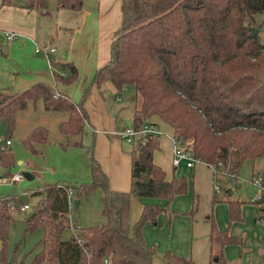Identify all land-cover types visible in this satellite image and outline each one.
<instances>
[{
  "label": "trees",
  "instance_id": "1",
  "mask_svg": "<svg viewBox=\"0 0 264 264\" xmlns=\"http://www.w3.org/2000/svg\"><path fill=\"white\" fill-rule=\"evenodd\" d=\"M82 1L56 0V6L79 12ZM18 3L1 0V5ZM21 5L43 10L47 1L23 0ZM259 13H264V0H122V22L111 43V57L94 71L81 99L75 102L43 81L15 93H0V120L6 123V135L12 134L17 112L28 101L41 100L45 109L66 113L58 124L61 134L81 136L87 121L83 102L90 86L111 81L118 90L133 87L134 95L141 97L134 110L133 126L139 128L158 115L174 128L175 136L196 161L212 168L223 167L236 179L247 159L264 155V42L259 33L250 35L252 27L264 23V19L257 20ZM63 66L69 74H54V79L71 83L77 68L71 61ZM47 140V128L41 125L20 138L32 153L40 152L36 143ZM62 145L84 146L81 139ZM159 147V138L154 134L133 141L131 186L127 191L111 187L108 175L94 157L92 143L87 146V182L72 187L44 182L30 191L29 196H37L38 203L26 213L24 232L42 229L37 243L40 249L33 253L30 264H103L105 257L110 264H154L157 249L146 241L143 227L146 222L156 225L158 216L167 213L175 196L186 193L190 186L186 176L166 177L164 168L153 158ZM14 164L10 149L0 148L4 176ZM96 188L102 190L100 213L105 221L81 227L80 232L63 238L62 232L69 227L68 191L73 189L80 198ZM132 196L166 202L146 203L132 224ZM21 201L17 194L0 198V264L5 262V238L12 211L20 208ZM262 201H257V219L264 222ZM227 202L230 224L241 220L243 202ZM209 222L210 264H231L226 247L242 243V237L231 234L230 226L219 228L212 216ZM164 256L167 264H196L193 258L170 249Z\"/></svg>",
  "mask_w": 264,
  "mask_h": 264
},
{
  "label": "rangeland",
  "instance_id": "2",
  "mask_svg": "<svg viewBox=\"0 0 264 264\" xmlns=\"http://www.w3.org/2000/svg\"><path fill=\"white\" fill-rule=\"evenodd\" d=\"M62 14L51 13L49 15V19L47 20H51L52 29L54 27L55 30L62 31L56 25L58 21L55 23L58 16ZM2 17L4 18L5 15ZM263 19L264 13L257 14L258 21H262ZM68 22L73 23V20H68ZM41 25L43 26L44 23L42 22ZM48 30H50V27H48ZM42 31L44 34V29ZM259 35L264 42V23L259 27ZM48 39L49 37H46V40ZM52 39V41L57 42L55 38L52 37ZM10 42L5 43L7 45H3L0 50V81L6 78V72L11 67H19L25 70L31 67V64L29 62L27 64L25 60H27V56L33 54V45L30 43H26L25 46L21 44L16 45L15 41L9 48L8 44ZM38 44L44 47L43 44ZM34 54L44 55L42 51L35 52ZM50 55L51 53L47 56L48 59ZM116 92L123 98L120 103L126 106L125 114L129 112L132 106L139 105L141 101V97L138 94L133 99L134 103L130 99L131 94L134 95L133 87L124 88L121 91L117 90ZM36 103L39 102L36 101ZM32 104V101H28L25 109L30 114L33 113ZM26 111H23V113H26ZM25 116L26 114L22 115L20 119H15V126L10 137L6 135V123L4 119L0 120V139L9 138L11 140L12 144L10 146L16 160L28 154L16 131L19 130L22 133V130L26 127L27 119H25ZM34 117L35 119H33ZM34 117L29 119L30 122L44 125L48 130L49 141L61 139L64 144L68 141L80 139V135L66 136L59 133L56 123L50 115L38 116L35 113ZM123 139L127 140L126 137ZM128 142L132 148L133 142ZM48 146L49 149L44 152L45 156L41 153L34 155L30 164L16 163L15 160V164L10 168L8 175H3L6 168L0 165V196L17 194L20 197V201L22 199V203L26 202L30 207L35 206L38 203L37 196H29V193L41 187L45 181H49L50 170H57V175H61L62 178L57 181L58 183L68 184L71 187L82 181L89 180L87 175L86 177L83 176L86 179L82 176L81 178L78 176L80 180L72 178L74 175H78L76 174L77 170H85V172L89 170L90 158L86 155L87 151H82V149L78 148L64 151L60 147ZM179 167L180 171H184L188 175L190 186L183 196L176 197L168 207V212L170 211L169 214L172 216V223L170 225L172 233L169 234L167 231L168 221L165 218V213H161L158 216V224L156 226H152L150 222H146L144 225V228L146 227L147 239L153 245H156V254L163 258L165 247L173 250L184 249V246L188 245L191 238L193 240H191L190 247L194 253L193 258L196 264H209V217L212 216L219 228L223 229L230 226L231 234L242 237V243L230 244L226 248V256L231 264H264V222L255 218L259 212V203L257 201L259 199L263 200L262 204L264 205V193L262 192V196L255 201L251 199L256 195H260V188L253 183L254 179L260 178L264 184V155L255 160L247 159L242 165L236 179L232 178L223 167L212 168L201 161H196L195 167L191 169L185 165ZM32 170L36 172L33 179H27L23 176L21 181L14 182L8 178L13 173L32 172ZM254 172L255 174H253ZM98 192L100 193L102 190L96 188L91 190L87 196H80L82 199V213L78 212L79 207H76L74 204L70 208L69 218L71 222L74 221L75 223V233L80 232L81 227L89 224H99L104 221L105 216L100 213L103 203L100 200ZM72 199L79 198L73 193ZM224 199H238L243 202L241 220L230 224L229 207L228 203L223 201ZM192 207L195 209L191 215L190 211ZM26 213V209L21 210L20 208H15L12 211L13 219L9 223L5 238V262L2 264H30L33 253L40 249V245L37 243L42 236V229L38 227L24 232L23 220L26 217ZM70 233L71 229L68 227L62 232V237L68 236Z\"/></svg>",
  "mask_w": 264,
  "mask_h": 264
},
{
  "label": "crops",
  "instance_id": "3",
  "mask_svg": "<svg viewBox=\"0 0 264 264\" xmlns=\"http://www.w3.org/2000/svg\"><path fill=\"white\" fill-rule=\"evenodd\" d=\"M22 1L23 0H19L18 4H4L0 6V31L10 30L16 33L14 40L8 44L9 48L11 47V44L15 43V41L16 45L21 44L22 46H25L26 43H30L33 45V48L36 43H41L44 46L41 47L44 55H36L34 54L36 52L34 50L33 54L27 56V60H25L27 64L28 62L31 64V67L26 70L19 67H11L6 72V78H3V81H0V93L6 94L18 92L38 81H43L51 86H55L56 92H64L73 101L78 102L82 97L85 87L90 83L94 71L98 67L104 65L111 57V43L115 36V32L122 22V0H83L82 8L79 12L65 8H58L56 6V0H46L47 6L43 10L24 7L21 5ZM51 13H63L58 16L55 21V23L58 21L56 25L57 27H60L62 31L55 30L54 27L52 29L51 20H47ZM3 15H5L4 18L2 17ZM68 20H73V23H69ZM42 22L44 23L43 26L41 25ZM48 27H50V30H48ZM42 29L45 31L44 34L43 31L41 32ZM46 37H49V39L46 40ZM52 37L55 38L57 42L52 41ZM0 40H2L1 35ZM5 43L7 42H1L0 50L3 45H7ZM49 47L54 48V51L49 56V60L51 59L53 61H51V65H49L48 58L45 56V52ZM69 61L73 62L77 68L76 78L68 84L55 81L54 74L60 76H67L69 74V71L63 66L65 62ZM126 88L128 89V87ZM117 90L118 89L111 81H106L100 86H97L94 83L90 86L83 102V106L87 112V121L84 122L82 134L80 136L84 145L83 147L68 146L65 148L62 145L63 143L61 139H58L57 141H49L48 137L47 142L35 144V146L40 149V152L32 153L25 148L28 154L21 159H15L16 163L30 164L34 155H39L41 153L45 156L44 152L49 149L48 145L60 147L61 149H64V151L74 148L82 149V151H87L86 155L89 156L87 146L92 143L94 157L100 167H102L108 175L111 187L120 191L129 190L131 186V144H129V140L127 141L123 139L125 136L121 131L123 128L132 125L136 105L132 106L131 109H129V112L125 114L126 106L120 103L123 98L117 94ZM134 98L135 95L131 94L130 99L133 101ZM38 102L39 103L33 102L32 114L25 110L26 107L17 112L16 118L20 119L22 115L26 114L25 119H27V125L22 130V133H20L19 130H16L19 138L30 133V131L38 126V124L41 125V123L36 124L30 122L29 119L33 118L35 113H37L38 116L50 115V117H53L57 129L59 122L66 118V113L47 110L44 108L41 100H38ZM23 111H26V113H23ZM33 119H35V117ZM148 121L155 123L160 130L158 136L160 147L153 153L154 161L164 168L168 179H171L174 176H186L188 179V175L184 173V171H180L179 166L185 165L187 168L191 169L192 167H195V163L192 166H188L185 160H182L178 166H174L172 163L174 152L173 138L175 136L174 128L163 121L158 115L151 116ZM11 144L12 142L10 140V143L8 144L9 146L7 147L12 152ZM57 172V170H50L49 181L45 182L59 181L62 177L61 175H57ZM76 172L78 175L72 177L77 178L76 180H80L78 176L81 178V176L86 177L87 175V178H89V170H86V172L85 170H77ZM30 174H32L34 178L36 172L32 170ZM253 174H255V172ZM98 195H102V192H98ZM183 195L184 194L176 195L175 198ZM228 200L230 199H224L223 201L227 202ZM165 202L166 201L161 198L132 196L130 214L131 223L134 224L137 221L146 203L165 205ZM76 207H79L78 212L82 213L81 198H79V203ZM193 208L194 207H192V209ZM192 209L190 211L191 215L194 212ZM258 210L259 212L255 217L256 220H258L257 218L260 215L259 205ZM26 211L28 212L27 209ZM169 212L167 211V213H165V218L168 221L167 231L170 234L172 233L170 226L172 223V216ZM72 233L73 231L71 230L70 234ZM143 234L146 241L153 245L152 242L147 239L146 227H143ZM68 236H64L63 238H67ZM191 240L193 239L190 238L188 245H185L184 249L173 250L165 247L166 249L164 250V253L166 250L170 249L176 254L193 258L194 253L190 247ZM208 240L210 253L209 235ZM153 262L154 264H167L164 254L163 258H161L155 253Z\"/></svg>",
  "mask_w": 264,
  "mask_h": 264
},
{
  "label": "built area",
  "instance_id": "4",
  "mask_svg": "<svg viewBox=\"0 0 264 264\" xmlns=\"http://www.w3.org/2000/svg\"><path fill=\"white\" fill-rule=\"evenodd\" d=\"M0 35H1V39H2V40H0V46H1V42H10L16 37V33L13 31H10V30H1ZM34 50L36 52H40V51H42V48H41V46H39L36 43ZM53 51H54V48L49 47L48 50L45 52V56L47 57ZM48 63H49V65H51V59L50 60L48 59ZM121 132L127 138V140L133 142L137 137H140V136L145 135V134H154L156 136H159L160 130L155 123H152L150 121H146L139 128H137L133 125H129V126L125 127ZM173 142H174V152H173V158H172L173 165L178 166L182 160H185L186 164L188 166H192L196 162V159H195L193 153L190 150L185 149L181 144V140L179 138H177L176 136H174ZM9 143H10V139L6 138L3 140L1 138L0 139V148H6L7 147L6 145H8ZM8 178L10 181L19 182L23 179V176L20 172H16V173L11 174L10 177H8ZM253 183L260 188V195H256V196L252 197V201H255V200H257V198L262 196V192L264 193V184L262 183V180L260 178H255ZM217 190H219V189L217 188ZM0 198H1V196H0ZM72 198H73V191L70 189L67 193L69 210L74 204V200ZM28 208H29V204L26 202H24L20 205L21 210H25ZM69 228L73 232L75 231L74 222L73 221L71 222L70 218H69ZM103 264H110L108 257L104 258Z\"/></svg>",
  "mask_w": 264,
  "mask_h": 264
},
{
  "label": "water",
  "instance_id": "5",
  "mask_svg": "<svg viewBox=\"0 0 264 264\" xmlns=\"http://www.w3.org/2000/svg\"><path fill=\"white\" fill-rule=\"evenodd\" d=\"M258 33H259V28H258V27H252V31H251L250 35H251V36H255V35H257ZM0 102H1V98H0ZM21 174H22V176H24V177L27 178V179H32V178H33L32 174H30V172H28V171H23V172H21ZM258 202H261V200L259 199ZM78 203H79V199H75V200H74V204H75V206H77ZM27 210L29 211L30 208L27 209ZM1 246H2V245H1V240H0V249H1Z\"/></svg>",
  "mask_w": 264,
  "mask_h": 264
}]
</instances>
